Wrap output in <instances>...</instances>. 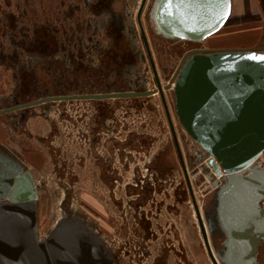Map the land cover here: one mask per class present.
Returning <instances> with one entry per match:
<instances>
[{"label":"flooded vegetation","instance_id":"flooded-vegetation-1","mask_svg":"<svg viewBox=\"0 0 264 264\" xmlns=\"http://www.w3.org/2000/svg\"><path fill=\"white\" fill-rule=\"evenodd\" d=\"M5 1L8 8L11 2ZM137 1L125 0L124 13L116 10L114 0H82L85 11L91 9V15L72 13L71 8L68 13H58L55 3L49 4L43 11L34 8L37 3H31V10L21 8L18 14L15 12L21 7V0H16L14 4L16 11L5 8L3 12L6 29L0 24V35L5 36V43L0 42V110H3L0 117L4 116L0 170L2 174H14L12 169H6L7 165L23 163L25 170L21 176L26 179L27 188L38 192V225L40 192L29 163L38 166L31 162L30 154H42L33 137L38 127L30 125L32 119L48 118L55 103L63 107L73 101H89L95 114V124L88 132L93 147L101 134L106 135L101 141L102 149L111 150L114 156L121 150L147 149L151 145L146 136L135 137L131 133L120 138L118 128L117 134L114 130L109 133V126L103 121L124 103L128 107H142V100L153 95H159L165 111L139 26L138 11L142 0ZM132 16L139 27L145 52L137 45V30L130 20ZM75 18L72 24L71 20ZM58 20L64 23L57 27L55 23ZM147 40L149 43L148 36ZM149 47L163 88L164 70H159L150 43ZM197 48L201 47H192L187 52ZM145 55L155 83L153 88H147L145 80L139 75L133 76V67L139 60L145 59ZM146 90L154 92L150 95L104 98L67 97ZM53 96L67 98L29 104ZM65 107L59 110L60 116H70V110ZM55 130L56 125L51 121L47 135L39 138L51 148ZM8 131L20 136L19 141L26 146L25 151L20 152L5 141L9 138ZM177 135L190 184L179 154L180 169L168 159L159 157L144 163L146 173H142L141 164L136 163L131 175L120 173V166L118 163L115 165L119 158H98L96 165L99 172L93 173L92 177L96 180L100 178L106 189L100 191V195L92 193L95 205L90 204L87 197L82 198V206L89 213L94 212L97 226L94 228L90 224V218L85 217V220L97 231L117 264H264V222L245 223L241 229L231 225L223 228L214 205L216 187L201 169L208 155L199 145L194 143V148L190 146L192 142L183 137L181 127L183 143L186 144L184 153L178 132ZM121 165L130 170V160L124 159ZM201 174L212 187L207 206H202L197 193ZM200 216L207 239L201 229ZM109 230L112 232L107 233ZM106 236L112 239L111 247Z\"/></svg>","mask_w":264,"mask_h":264},{"label":"water","instance_id":"water-1","mask_svg":"<svg viewBox=\"0 0 264 264\" xmlns=\"http://www.w3.org/2000/svg\"><path fill=\"white\" fill-rule=\"evenodd\" d=\"M146 1L142 0L139 7V26L190 184L173 117L141 21ZM231 12L232 0H172L171 6L168 0H153L149 14L160 36L201 42L219 31ZM252 56H264V45L197 48L185 53L173 77L177 119L183 137L199 145L208 155L201 169L216 187L214 205L223 228L231 225L241 229L245 223L264 222V165L256 161L264 152V61L252 60ZM153 92L122 91L67 97L104 98ZM67 97H47L29 104ZM12 163L6 169H12L14 174H2L0 170V264H117L83 216L65 213L46 236H41L38 192L27 188L26 179L21 176L25 170L23 163ZM216 175L221 176V180ZM200 219L207 239L202 216Z\"/></svg>","mask_w":264,"mask_h":264},{"label":"rangeland","instance_id":"rangeland-1","mask_svg":"<svg viewBox=\"0 0 264 264\" xmlns=\"http://www.w3.org/2000/svg\"><path fill=\"white\" fill-rule=\"evenodd\" d=\"M139 1L140 0H138L137 3H139ZM9 2H11L12 5L10 4L8 8H6V1L0 0L1 20L3 19V12L5 8L7 10L12 9V11L17 10L14 7L16 0H9ZM244 2L248 3L250 11V14L244 18L246 21L232 23L226 26H232L234 29L232 34L233 37L237 38L240 34H245L244 36L248 38V42L242 41V46L245 45V47H255L262 45L264 43V0H244ZM31 3H33V5L34 3H37L38 6L34 8H40V11L46 10L49 7V4L51 5V3H55L56 11L59 9V11H57L58 13H68L70 8L73 10L72 13H87L88 15H91L92 13L91 9L85 11L82 0H21V7L15 13L19 14L21 8H28L31 10ZM113 3L118 12L121 11V13H124L123 7L125 0H114ZM152 3L153 0L148 1L147 8L145 9V16L142 18V22L157 66L159 70H164L162 82L164 83L163 86H165V95L173 115L175 127L181 139L183 151L185 153L186 144L183 143L181 136V124L179 123L175 112V97L172 91L173 85H171L173 77L177 67L181 63L184 53L187 52V50L196 46L206 47L209 43H211L209 41L215 37L222 36L224 30L219 31L210 38L201 42L166 39L156 33L154 27L152 26L149 14ZM238 7V0H232L231 16H238L234 14ZM76 19L77 18L71 20V23H75L74 21ZM130 20L131 24H134L137 30V45L143 52H145L140 30L135 17L132 16ZM63 23L64 22H60L58 20L55 25L58 27ZM0 24L3 29H6L4 27L6 24L3 20ZM234 40L235 38L232 39V41ZM4 41L5 36L3 37L1 34L0 42L2 43ZM144 57L145 59L139 60L138 64L133 67V76L137 77L139 75L143 80H145L147 88H153L155 83L152 78L146 55ZM145 99L146 100H142L144 104L142 107H128L126 106V103H124L123 107L121 106L117 109L113 115L106 116L103 119L105 125L109 126V133L114 130L115 134H117L116 132L118 128L120 138H124L128 134L134 133L135 137L146 136V141L151 143L147 149H127V151L129 150L131 153L121 150L120 152H117L116 156H114L111 150L102 149L101 141L102 139L104 140V136L106 137L105 134H101V138L94 141L97 143V145L94 144L95 147H93L90 143L88 132L90 127L95 124V114H93L94 107L89 101H73L71 104H65V108L70 110V116L63 115L61 117L59 115V110L62 111L65 105L62 107L59 103L54 104L51 111V115L55 116V119L52 121L56 125V130L52 138L53 148L49 147L47 143H44L39 139L41 136L47 135L51 126V121L48 119L49 117H41V121H43L44 124L43 128H37L33 137L35 138L34 140H36L35 143H37L42 156H38L39 154L37 155L34 153L30 154V157L32 158L31 162L35 165L41 163V165L34 166L29 163V166L36 175V183L40 192L38 226L41 236H46L58 219L65 213L90 218V224L94 228L97 226L94 222V212L91 211L89 213V211L82 206L81 200L83 197H87L89 199V203H93L95 205V199L93 198L92 193H98L100 195L99 192L106 189V185L101 182L100 178L96 180L94 176L92 177L93 173L95 174L96 172H99V170L97 171L99 166L97 167L96 165L98 158L103 157L107 159L111 158V156H114L116 159L119 158L120 161H116L115 165L118 163L117 165L120 166V173H124L125 175L133 174L136 163H140L141 172L146 173L147 171L144 168L146 165H144V163L153 158L159 157L168 159L170 163L176 164L180 169L178 153L160 97L159 95H153ZM31 121H35V119ZM30 125L33 126L32 123ZM8 137L10 139L8 138L5 141H9V144L18 151L21 152L26 149V146L19 141L20 136L18 134L9 132ZM54 138L56 139L54 140ZM192 145L193 144H190V146L194 148ZM124 159H128V161L130 160L129 171L125 170V167L121 165V163L124 162ZM258 163L264 165V155ZM189 170L191 169L189 168ZM173 174L175 173L173 172ZM201 175L202 176H199L198 178L199 187L197 188V193L202 206H207L209 204L208 197L212 187L211 183L205 179L203 174ZM216 176L218 179L221 178V176ZM111 232L112 231L109 230L107 233ZM106 238L111 247L112 239L107 236Z\"/></svg>","mask_w":264,"mask_h":264},{"label":"crops","instance_id":"crops-1","mask_svg":"<svg viewBox=\"0 0 264 264\" xmlns=\"http://www.w3.org/2000/svg\"><path fill=\"white\" fill-rule=\"evenodd\" d=\"M238 5H239V7H238L237 11L234 12V14L239 16V15H242V14L245 13V2H244V0H238ZM221 30H224L223 31L224 32L223 35L220 36V37H215L214 39L209 41L211 43H209L206 46L207 48H226V47L239 48V47H245V45L244 46L241 45L242 41H245V42L247 41L248 42V38L246 36H244L245 35L244 33L240 34L239 37H237V38L233 37L232 34L234 32V29L232 28V26H225L224 25L221 29H219V31H221ZM219 31H217L216 33H218ZM216 33H214V34H216ZM214 34L210 35L207 38H210ZM233 38H235L234 41H232ZM226 42H230V43H226ZM246 47H251V46H246ZM34 119H35V121H31L30 123H32L33 126H36L38 128H43L44 124H43V121H41L42 120L41 117H37V118H34ZM34 119H32V120H34ZM48 119L50 121H52L53 119H55V116L54 115H50ZM0 142H3V117H0ZM38 165L40 166L41 163H39Z\"/></svg>","mask_w":264,"mask_h":264},{"label":"trees","instance_id":"trees-1","mask_svg":"<svg viewBox=\"0 0 264 264\" xmlns=\"http://www.w3.org/2000/svg\"><path fill=\"white\" fill-rule=\"evenodd\" d=\"M245 7H246V12H245L244 14L239 15V16H230L229 19L227 20L225 26H226V25H229V24H232V23H239V22H244V21H246V19H244V18H246V16H247L248 14H250V13H249V12H250V11H249V5H248L247 2L245 3Z\"/></svg>","mask_w":264,"mask_h":264},{"label":"snow or ice","instance_id":"snow-or-ice-1","mask_svg":"<svg viewBox=\"0 0 264 264\" xmlns=\"http://www.w3.org/2000/svg\"><path fill=\"white\" fill-rule=\"evenodd\" d=\"M168 4H169V6H171V4H172V0H168ZM251 59H252V60H260V61H264V56H261V57L252 56Z\"/></svg>","mask_w":264,"mask_h":264},{"label":"bare ground","instance_id":"bare-ground-1","mask_svg":"<svg viewBox=\"0 0 264 264\" xmlns=\"http://www.w3.org/2000/svg\"><path fill=\"white\" fill-rule=\"evenodd\" d=\"M142 21V20H141ZM142 24H143V22H142ZM143 27H144V25H143ZM145 29V28H144ZM146 32V31H145ZM171 85H174V81L172 82V84ZM163 89H164V92H165V86H163ZM167 98V97H166ZM168 105H169V103H168ZM169 109H170V107H169ZM173 117V116H172ZM174 121V120H173ZM174 124H175V122H174ZM176 128V127H175ZM177 132V131H176ZM178 136V135H177ZM178 140H179V138H178ZM180 144V143H179Z\"/></svg>","mask_w":264,"mask_h":264},{"label":"built area","instance_id":"built-area-1","mask_svg":"<svg viewBox=\"0 0 264 264\" xmlns=\"http://www.w3.org/2000/svg\"><path fill=\"white\" fill-rule=\"evenodd\" d=\"M191 142H193V141H191ZM194 143V142H193ZM264 155V152H262L258 157H257V159H256V161L258 162L260 159H261V157ZM220 180H221V178H219Z\"/></svg>","mask_w":264,"mask_h":264}]
</instances>
